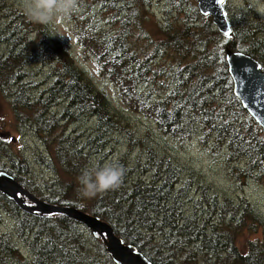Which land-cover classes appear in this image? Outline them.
Wrapping results in <instances>:
<instances>
[{
    "label": "trees",
    "instance_id": "1",
    "mask_svg": "<svg viewBox=\"0 0 264 264\" xmlns=\"http://www.w3.org/2000/svg\"><path fill=\"white\" fill-rule=\"evenodd\" d=\"M97 2L103 9L113 13V21L119 20L120 26L112 27L113 21H110L109 27L105 29L100 22L102 20H96L92 25L96 12H89L80 17L83 21L72 18L73 33L76 43L97 66L101 79L114 84L122 102L135 112L153 118V122L165 135L176 138L202 132L204 137L200 138H205L206 141L208 136L214 134L215 143L226 148L229 160L233 157H246L250 162L261 164V170H264V132L235 97L234 85L226 64L228 48L251 56L259 62L264 71V43L255 39V36L264 33V24L260 20H253L250 28L243 26V18L240 20L229 15L227 0L225 8L231 24L232 37L226 38L211 22L210 17L199 13L193 0L196 5L192 4V13L185 11L180 4H173L174 10L168 13L171 15L176 10H181L185 21H180L178 16L175 23H168L165 19L166 25L159 26L155 32H148L143 25L145 18L142 9L149 5L145 0H128L126 3L124 0ZM79 3L82 11L84 8L89 11L93 8L90 3L87 6ZM93 3L97 4L95 1ZM7 7L5 0H0V12ZM11 13L15 19H21L23 27L24 23L29 25L25 15H18L14 10H11ZM30 24L33 26L34 23ZM13 25V20L7 23L2 35L6 32L8 38L0 40L1 45L3 43L9 48L6 54L0 55V93H5L13 100V112L18 117V126H25L31 121L30 126L36 128L37 132L51 133L58 130L56 140L59 146L54 149V158L51 155L45 162L54 171V159L62 162V167L69 163L75 164L76 167L81 163L91 167L90 157L98 156L106 148V137L109 132L118 128L111 114L109 99L95 87L83 70L74 66L67 46L63 47L54 39L47 25L37 24L40 27L38 35L42 38L33 42L27 37H20ZM135 29L141 40V58L133 55L135 51L127 52V38L132 32L136 38ZM188 37L190 39H187ZM201 51L203 53L198 55ZM192 54L198 61L193 66L184 67L180 72V66H183L180 62L190 58ZM158 57L165 58L168 65H157ZM33 61L43 68H54L52 71L58 77L48 89V102L33 101L27 93L28 84L23 83L27 77L25 69ZM56 63L59 65L54 67ZM140 81L164 88L167 93L155 100L148 97L140 104L139 99L142 97L134 98ZM13 86L16 90H12ZM55 92L61 96V102L68 103L59 119L52 115L44 116L48 110L47 106H51L57 99V96L53 95ZM214 104L225 106H220L216 111L208 109V106ZM34 105H44L45 110L36 114L33 120L24 118L22 112L29 111ZM74 113L80 117L96 119L93 135H85L86 144H82L83 146L76 144L75 138L64 137L59 130L58 122L69 119ZM234 117H237V120ZM239 120L243 127H240ZM74 122L76 121L72 123ZM38 124L39 127H36ZM76 137L80 138L78 133ZM11 142L10 139L0 138V151L6 152L7 143ZM260 144L263 145V150ZM148 153L149 160H152L151 156L154 155L151 151ZM13 159L14 156L11 155L10 160ZM128 160L126 156H121L114 161L126 169L122 185L116 190L103 193V196L98 194L92 201L65 199L64 183L59 180L46 182L47 184L43 182L40 186L30 181L22 186L43 201L57 206L77 208L110 224L125 244L137 248L152 264H197V261H200V264H223V261L217 258L221 256L214 253L216 247L225 252L233 251L227 256L232 258L235 264H243L254 256L256 243L250 246L249 253L243 254L235 242L244 228H256L260 225L257 221L264 224V219L250 203L243 199L235 204L229 199L217 203L220 200L204 198L209 209L214 207L209 210L207 216L200 215L197 212L199 205L194 203L193 212L187 214L185 203L189 200L192 185L190 182L178 185L180 172L168 157H159L160 161L154 160L157 165L140 172L142 175L148 172V182L142 180L143 178L128 179L137 175L134 173L136 166H126ZM0 168V171L4 170V166ZM7 173L17 180L12 172ZM184 184H187L186 188L181 189ZM42 186L46 188L45 196L40 194L39 188ZM81 198L83 199L82 196ZM0 209L7 211L15 219L17 236L27 244L26 249L32 254L29 257L30 264H114L101 238L94 237L89 229L67 216L22 211L13 200H9L1 192ZM246 218L250 221L247 222ZM82 228L90 233V238L84 239ZM26 234L29 235L30 241L26 242ZM85 240L92 241L94 248L92 249ZM257 250V255L262 254ZM17 258L11 240L6 236L0 237V264H7V261L19 264Z\"/></svg>",
    "mask_w": 264,
    "mask_h": 264
},
{
    "label": "rangeland",
    "instance_id": "2",
    "mask_svg": "<svg viewBox=\"0 0 264 264\" xmlns=\"http://www.w3.org/2000/svg\"><path fill=\"white\" fill-rule=\"evenodd\" d=\"M93 1L97 4H94ZM124 1L126 3L128 0ZM145 1L148 2L149 5L142 9V14L145 18L143 25L148 32H155V29L159 26L162 27L166 25L165 19H167L166 21L168 23H175V18L177 16L180 18V21L186 20L182 16L181 10H176L175 13L168 15L170 10H174L173 4L177 6L180 4L185 11L190 13L193 12L192 4L196 3L197 5H195L198 6L196 0H194L195 3L193 0ZM5 2L8 7L4 8L2 13L0 12V40L8 38V34L4 32L2 35V31L5 29L7 23L13 20V26L17 28L20 37H27L28 40L32 42L34 40L39 41L42 37L38 35L40 27L36 23L31 26L29 20L25 16L24 18H26L29 25L24 23L25 27H23V23L20 21L21 19H15L12 16L11 10L16 11L18 15H24L20 0H5ZM79 2H82L84 6L90 3L93 5L92 10L89 11V9L84 8L82 11ZM227 6L230 16L240 20L243 18V20H245V24L243 25L245 27L250 28L253 20H260L262 24H264V0H228ZM89 12H96L95 18L92 19V25H94L96 20H102L100 22L105 29L109 27V22L114 19L113 13L110 10L103 9L97 0H78V10L71 16L57 19L54 23L45 26L50 28L51 34L55 40L59 41L63 47H65V45L67 46V52L73 59L74 66L83 70L91 78L95 87L103 92L110 101L111 114L114 116L113 120L117 123L118 128L109 132V135L106 137L108 142L106 148L98 154V156L94 158L90 157L89 160L92 166L98 165L102 167L106 163L117 161L121 156H126L129 159L126 166H136L134 173L137 174L128 179L138 180L139 178H143L142 180L148 182L150 179L148 172L146 171L143 175L140 172L145 168H150L152 165H157L156 161L158 158L165 156L172 161V164L175 165L180 172V182L178 185L180 186V184L184 182H190L192 185V188L189 190V200L185 203V211L187 214L193 212L194 204H198L199 209H197V212L200 215L207 216L209 210L214 207L211 206V209H209L208 205H205L204 198L209 200H220L217 203H223L225 199H229L233 204L239 203V201L243 199L247 203H250L264 219V175H262L264 170H261V164L257 162L253 163V161L250 162L246 157H233L231 159L236 161L229 160L226 148L215 143L216 139L214 134L208 136V140L206 141L205 138H200L204 137L202 132L196 133L195 135L191 134V136H176L177 139L163 134L153 122V118L141 112H135L130 106H126L120 99L118 90L114 84L110 81L107 82L101 79L97 66L76 43L73 33L72 18L83 21V19L81 20V16L83 14L85 16ZM119 26V20L113 21L112 27ZM135 31L137 39L134 37L133 32L131 36L127 38L129 42V46L127 44V52L135 51L133 55L137 58H141V40H139L138 31L136 29ZM114 32H116V29ZM166 32L168 33V31ZM187 39H190V37ZM255 39H260L264 43V33L255 36ZM8 50L9 48L6 47V45L3 43L2 45L0 44V55L3 53L6 54ZM202 53L203 51L200 53L198 52V55ZM189 57L188 59L182 60V63L180 62V65L183 64V66H180V72L184 67L193 66L198 61L193 54ZM165 62V58L162 59V57H158L156 60L157 65H168ZM174 64L178 65V63ZM58 65L59 64L56 63L54 67ZM153 66L155 65L153 64ZM53 69L43 68L37 65L36 61L27 65L25 69L27 77L23 83L28 84L27 93L31 96L33 101H49L48 89L53 86V82L58 80V77H56L54 71H52ZM203 73L206 72L203 71ZM15 88L16 87L13 86L12 90H16ZM136 88L137 92L134 93V98L137 99L136 96L142 97L139 99L140 104L142 100L148 97L155 100L162 98V96L167 93L164 88L148 85L146 82L143 83L141 81ZM8 91L12 92L11 90ZM53 95H56L57 99L51 103V106H47L48 110L44 116L49 117L52 115L55 119H59L68 103L61 102V96L57 95L56 92ZM220 106L224 107L225 105L222 104ZM220 106L214 104V106H208V109L216 111ZM13 108V100L5 93H0V131L3 132L0 138L6 140L10 139L12 141L11 143H7L8 150L6 149V152L5 150L0 151V167L4 166V170L0 172H12L21 185L32 181L35 185L40 186L43 182L48 183L52 180H59L64 183L63 189L65 199L80 202L92 201V199H95V197H83L82 199L78 192L80 185L77 177L83 169L88 167L86 164L81 163L76 167L75 164L69 163L66 167H62L63 163L60 161L57 162L54 159L55 171L46 165L45 162L48 161L47 157L52 155L54 158V149L59 146V142L56 140L58 137V130L52 131L51 133H46V131L44 133L37 132L35 130L36 128L30 126L31 121L25 126H18V117L13 112ZM44 110V105H34L29 111L25 110L22 114L25 116L24 118L33 120L36 114L42 113ZM149 113L151 112H148V114ZM234 118L237 120V117ZM231 120L234 119L231 118ZM73 121L76 122L72 123ZM235 123L236 121L233 122V124ZM239 124L240 127H243L241 120H239ZM95 125L96 119L94 117H80L76 113L69 119L58 122L60 133L64 134V137L69 139L75 138L77 141L76 144H79V146H83L82 144L85 143L84 139L86 136L93 135ZM36 127H39V124L36 125ZM199 130L200 129H197V131ZM77 133L80 138L76 137ZM262 146L260 144V148ZM261 150L263 149L261 148ZM149 151L154 155L151 156L152 160H149ZM11 155L14 156L13 160H10ZM139 160H141V163L138 165ZM259 171L262 172L259 173ZM186 186L187 184L182 185L181 189L186 188ZM45 189L44 186L39 188L40 194L44 196L47 195ZM25 190L30 193L28 188ZM100 196L103 195L101 194ZM24 199L29 201L27 198ZM246 219L247 222L250 221L249 218ZM257 224L260 225H257L256 228L252 227L250 230L244 228L235 240L238 249L243 254L249 253V251H251L249 250L250 246L256 243L257 247H254L253 250L255 252L254 256L243 264H264V224L258 223V221ZM81 233L84 239L85 237L90 238V233L84 231L83 228L81 229ZM2 236H6L11 240L19 264H30L29 257H31L32 254L30 255L27 251V244L17 236L15 219H13L7 211L0 209V237ZM25 239L26 242L30 241L28 234L25 235ZM86 243L92 249L94 248L92 241H86ZM95 247H97V244ZM256 250L262 254L258 253L257 255ZM226 252L218 247L214 249V253L221 256L217 258H220L219 260H222L223 264H235V261L227 256V254L233 253V251ZM1 259H3V257H1ZM7 264L14 263H9V261H7ZM197 264H200V261H197Z\"/></svg>",
    "mask_w": 264,
    "mask_h": 264
},
{
    "label": "water",
    "instance_id": "3",
    "mask_svg": "<svg viewBox=\"0 0 264 264\" xmlns=\"http://www.w3.org/2000/svg\"><path fill=\"white\" fill-rule=\"evenodd\" d=\"M197 7L202 15L211 16L212 22L223 35L231 36L220 0H198ZM226 64L234 85V95L264 131V72L259 63L245 54L227 49ZM0 192L9 200H13L22 211L40 215H64L82 224L94 237H101L114 264H152L137 248L125 244L110 224L75 208L60 207L42 201L28 193L15 178L5 172H0ZM24 198L29 200L30 205L26 204Z\"/></svg>",
    "mask_w": 264,
    "mask_h": 264
},
{
    "label": "clouds",
    "instance_id": "4",
    "mask_svg": "<svg viewBox=\"0 0 264 264\" xmlns=\"http://www.w3.org/2000/svg\"><path fill=\"white\" fill-rule=\"evenodd\" d=\"M20 4L29 21L40 25H50L78 10V0H20ZM125 174L126 169L118 162L86 167L77 177L78 192L82 197L92 198L116 190L122 185Z\"/></svg>",
    "mask_w": 264,
    "mask_h": 264
},
{
    "label": "bare ground",
    "instance_id": "5",
    "mask_svg": "<svg viewBox=\"0 0 264 264\" xmlns=\"http://www.w3.org/2000/svg\"><path fill=\"white\" fill-rule=\"evenodd\" d=\"M197 1V3H198V0H196ZM226 2H227V0H223V3H222V8H223V11H224V14H225V16L227 17L228 16V14H227V11H226V8H225V5H226ZM215 25V24H214ZM216 26V25H215ZM217 27V26H216ZM219 30V29H218ZM227 50V49H226ZM230 50V49H229ZM231 52H234V53H241V54H244L243 52H235V51H233V50H230ZM68 133V132H67ZM60 207H64V206H60ZM71 208H73V207H71ZM75 209H77V208H75ZM77 210H79V209H77ZM81 211V210H80Z\"/></svg>",
    "mask_w": 264,
    "mask_h": 264
},
{
    "label": "snow or ice",
    "instance_id": "6",
    "mask_svg": "<svg viewBox=\"0 0 264 264\" xmlns=\"http://www.w3.org/2000/svg\"><path fill=\"white\" fill-rule=\"evenodd\" d=\"M220 2L223 3V0H220ZM226 35H227V33H226Z\"/></svg>",
    "mask_w": 264,
    "mask_h": 264
}]
</instances>
